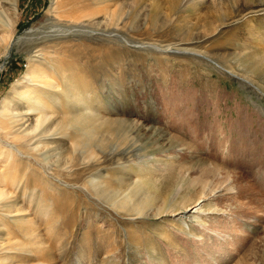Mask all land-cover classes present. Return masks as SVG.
Wrapping results in <instances>:
<instances>
[{"label":"rangeland","instance_id":"374dc122","mask_svg":"<svg viewBox=\"0 0 264 264\" xmlns=\"http://www.w3.org/2000/svg\"><path fill=\"white\" fill-rule=\"evenodd\" d=\"M6 1L0 106L63 44L94 139L44 145L8 188L25 223L1 229L28 244L0 264H264V0ZM78 4L86 33L52 37Z\"/></svg>","mask_w":264,"mask_h":264},{"label":"bare ground","instance_id":"6f19581e","mask_svg":"<svg viewBox=\"0 0 264 264\" xmlns=\"http://www.w3.org/2000/svg\"><path fill=\"white\" fill-rule=\"evenodd\" d=\"M0 2L2 4H8L6 0H0ZM66 6L63 9H66ZM84 9H86L84 5L78 4L74 5L71 7V10H69V13L75 16H77L76 13L81 12V16H78L80 17L79 19L76 18L78 20L76 22H68L66 20H60V22L56 18L54 21L51 20V27L48 33H51L52 37H57V40L58 38L61 39V36L74 33L75 31L86 33L82 26L85 25L86 22L91 24L94 18L86 13L87 9ZM62 11L64 12V10ZM29 33H31V31ZM92 33L95 35L97 34L93 30L90 31V34ZM50 37L51 36H49V38ZM61 47L63 49V44L57 46V43H55V45L53 44L51 46V49L53 50H47L46 48H43L44 50L37 49L35 51L37 53L35 55L36 59H38L40 51L42 53H40L41 55L39 58L44 62H41L40 60L35 61L40 66L37 65L32 68L30 73L24 77L23 82H16L11 88L9 94L4 97L0 106V134L6 141L3 150L0 151V240H2L0 242V253L5 251L16 252L15 250L22 249L28 244L23 240L18 241V239H13L20 235L23 229L22 227L18 228L17 232L10 234L9 231L2 230L1 227H7L6 224L11 219L15 221H24L25 223L21 208L17 206V194L15 191L11 190L18 186V189L21 188V190L25 192L27 186L24 185L21 187V181L27 176V171L29 170L28 165H39L38 163H42L44 159H46L45 154H43L40 149H42L44 145H48L47 150H50L53 148L51 145L54 144L56 140L58 141L62 138L70 139L72 146L79 145L82 147L87 146L89 142L94 139L90 127L91 120L88 116V114L93 115L92 113L94 111L90 107L91 103L85 99H81L80 101L76 98V95L80 96L83 91L84 82H73L72 74H70L72 71L71 68H75L74 66L78 63L69 62V64L67 62L68 64L66 63V65L69 66L68 68L71 70L69 72L65 63L60 66L55 63L57 61L56 58V61L52 56L50 57L52 59L49 58L50 53L60 51ZM180 51L181 49L178 52ZM66 53L64 52L63 54ZM45 55L47 56V59L42 58V56ZM59 56L62 57L61 55ZM68 57H70V55ZM64 58L67 60V57L64 56ZM59 60L61 62V59ZM59 95L65 96L67 103L65 102L64 104L61 103L58 105V102H56L55 99L60 97ZM71 98L77 99L78 103L70 104L69 101L72 100ZM74 128H76V130L78 129L77 132H72ZM58 131L60 132L58 133ZM56 135L58 137H56ZM6 151L9 153L6 154ZM14 174H18L19 176L14 177ZM90 184L92 185L93 183L90 182ZM8 188L11 190L9 191ZM220 190L221 187H217L214 192H219ZM199 206L201 205L198 204L195 208H191L188 211L191 212L194 209H199ZM253 217L254 216H252V219ZM180 220L183 221V219ZM177 227L179 226L177 225ZM40 244L41 242L38 245L40 246ZM37 253L38 252H36V254Z\"/></svg>","mask_w":264,"mask_h":264}]
</instances>
